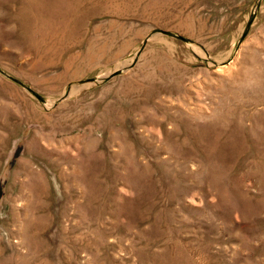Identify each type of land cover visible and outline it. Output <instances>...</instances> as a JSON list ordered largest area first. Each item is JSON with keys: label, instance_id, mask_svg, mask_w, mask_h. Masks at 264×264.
Instances as JSON below:
<instances>
[{"label": "rangeland", "instance_id": "rangeland-1", "mask_svg": "<svg viewBox=\"0 0 264 264\" xmlns=\"http://www.w3.org/2000/svg\"><path fill=\"white\" fill-rule=\"evenodd\" d=\"M0 264H264V0H0Z\"/></svg>", "mask_w": 264, "mask_h": 264}, {"label": "bare ground", "instance_id": "bare-ground-1", "mask_svg": "<svg viewBox=\"0 0 264 264\" xmlns=\"http://www.w3.org/2000/svg\"><path fill=\"white\" fill-rule=\"evenodd\" d=\"M44 189V188H43ZM44 192V191H43ZM45 196V195H44ZM48 196V195H47ZM44 206V205H43ZM49 206H50V204H49ZM44 208H45V206H44ZM47 208H48V206H47ZM51 208V207H50ZM35 212H37V211H35ZM54 212V211H53ZM52 212V213H53ZM10 213H11V216H12V218L13 219H15V218H20V217H25L26 216V214H25V212H23V211H21V210H18V208L15 206V207H11V210H10ZM57 213H59V212H57ZM54 214H56L55 212H54ZM60 214V213H59ZM58 214V215H59ZM57 215V214H56ZM56 215H54V219H56ZM34 216V215H33ZM47 216V215H46ZM48 218V217H47ZM33 219V218H32ZM43 219V218H42ZM29 220V219H28ZM53 220V219H52ZM44 221V220H43ZM39 225H40V223H39ZM59 227V226H58ZM43 228H44V226H43ZM42 228V229H43ZM40 227L38 226V227H36L35 229H33V230H31L30 228H24V229H22L21 231H20V236H26L28 233H32V234H36V233H41L40 232ZM43 233V232H42ZM41 233V234H42ZM41 234H40V236H41ZM42 236H43V234H42ZM38 237V236H37ZM39 238H41V237H39ZM43 241V240H42ZM47 242V241H46Z\"/></svg>", "mask_w": 264, "mask_h": 264}]
</instances>
